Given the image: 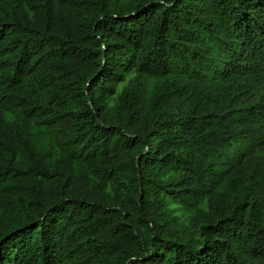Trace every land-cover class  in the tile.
Masks as SVG:
<instances>
[{
	"label": "trees",
	"instance_id": "1",
	"mask_svg": "<svg viewBox=\"0 0 264 264\" xmlns=\"http://www.w3.org/2000/svg\"><path fill=\"white\" fill-rule=\"evenodd\" d=\"M0 264H264V0H0Z\"/></svg>",
	"mask_w": 264,
	"mask_h": 264
}]
</instances>
